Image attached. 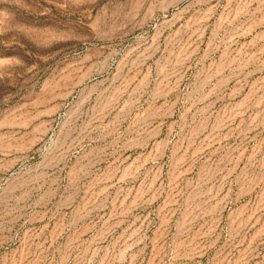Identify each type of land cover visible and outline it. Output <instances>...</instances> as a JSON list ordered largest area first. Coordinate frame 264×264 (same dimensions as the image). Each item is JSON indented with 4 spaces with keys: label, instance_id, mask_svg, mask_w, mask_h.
I'll return each mask as SVG.
<instances>
[{
    "label": "rangeland",
    "instance_id": "1",
    "mask_svg": "<svg viewBox=\"0 0 264 264\" xmlns=\"http://www.w3.org/2000/svg\"><path fill=\"white\" fill-rule=\"evenodd\" d=\"M0 264H264V0H0Z\"/></svg>",
    "mask_w": 264,
    "mask_h": 264
}]
</instances>
